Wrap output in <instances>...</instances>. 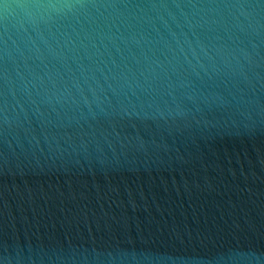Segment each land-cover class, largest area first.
Here are the masks:
<instances>
[{
    "label": "water",
    "instance_id": "water-1",
    "mask_svg": "<svg viewBox=\"0 0 264 264\" xmlns=\"http://www.w3.org/2000/svg\"><path fill=\"white\" fill-rule=\"evenodd\" d=\"M0 264H264V0H0Z\"/></svg>",
    "mask_w": 264,
    "mask_h": 264
},
{
    "label": "clouds",
    "instance_id": "clouds-1",
    "mask_svg": "<svg viewBox=\"0 0 264 264\" xmlns=\"http://www.w3.org/2000/svg\"><path fill=\"white\" fill-rule=\"evenodd\" d=\"M39 7H42V8H56L58 7L57 4L55 3H47V4H40Z\"/></svg>",
    "mask_w": 264,
    "mask_h": 264
}]
</instances>
